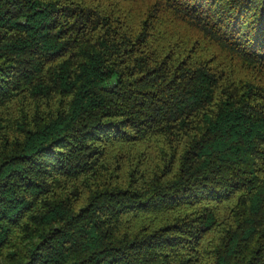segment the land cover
<instances>
[{"label":"trees","instance_id":"trees-1","mask_svg":"<svg viewBox=\"0 0 264 264\" xmlns=\"http://www.w3.org/2000/svg\"><path fill=\"white\" fill-rule=\"evenodd\" d=\"M102 1L0 0V264H264V0Z\"/></svg>","mask_w":264,"mask_h":264},{"label":"rangeland","instance_id":"rangeland-1","mask_svg":"<svg viewBox=\"0 0 264 264\" xmlns=\"http://www.w3.org/2000/svg\"><path fill=\"white\" fill-rule=\"evenodd\" d=\"M110 2V1H109ZM102 1L100 3L103 7H108V9H113L115 12L124 15V18L128 22V24L132 27H140L139 20L147 14L148 7L151 5L152 0H120V1ZM100 5V6H101ZM154 14H159V10L156 8L154 10ZM165 18L161 21V26H168L170 21H172L173 17L168 14H162ZM161 16V15H160ZM160 16L159 19H160ZM163 17V16H162ZM154 19L153 17L150 18ZM156 20V19H155ZM154 20V21H155ZM170 20V21H169ZM175 22V21H174ZM171 26V25H170ZM183 24L180 23V30H185Z\"/></svg>","mask_w":264,"mask_h":264}]
</instances>
